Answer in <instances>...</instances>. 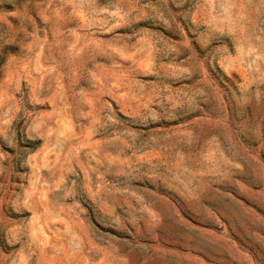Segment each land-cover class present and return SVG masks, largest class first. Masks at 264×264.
Masks as SVG:
<instances>
[{"label":"rangeland","instance_id":"rangeland-1","mask_svg":"<svg viewBox=\"0 0 264 264\" xmlns=\"http://www.w3.org/2000/svg\"><path fill=\"white\" fill-rule=\"evenodd\" d=\"M0 264H264V0H0Z\"/></svg>","mask_w":264,"mask_h":264}]
</instances>
